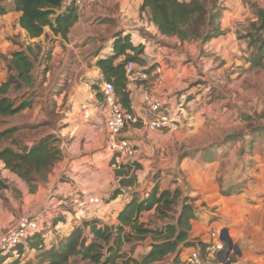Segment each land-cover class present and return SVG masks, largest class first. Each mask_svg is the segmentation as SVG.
Segmentation results:
<instances>
[{
    "label": "crops",
    "instance_id": "obj_1",
    "mask_svg": "<svg viewBox=\"0 0 264 264\" xmlns=\"http://www.w3.org/2000/svg\"><path fill=\"white\" fill-rule=\"evenodd\" d=\"M142 3L143 0H97L78 11V20L71 27L67 37L46 28L42 36L30 39L19 25L21 12L13 9L12 0H9V3L7 0L3 2L8 12L0 17L4 16L7 22L14 18L18 23L17 30L27 43L31 44L34 50L38 46L41 47L38 56L40 61L36 65L46 77L44 85L50 83L53 87V91L50 92L53 96L48 100L53 103L54 113L60 115L58 121L60 127L51 131L61 139L63 156L54 165L47 179L38 183L36 191L30 193L34 210L49 207L52 213L61 212L64 215L63 221L54 224L58 238L69 235L75 226L81 225L85 220H98L101 224L116 226L120 223L119 214L135 193L145 197L157 182L163 189L176 187L183 189L179 178L171 181L169 180L172 179L171 176H165L164 172L170 167H178L186 174L190 173L193 179L192 188L196 189L192 195H201L207 206L212 209L211 214L220 217V221L210 223L204 214L199 212L198 219L192 221L189 240L197 245L200 242L211 243L212 239L215 241L213 236L219 230V239L224 243L226 241L223 239L229 238L232 241L229 248L235 247L232 264H264L262 234L264 205H261V202L256 206L251 205L247 198L250 191L223 194L218 179L221 176L220 162L215 159L200 163L191 162L188 157L180 158V147L183 145L188 146L187 143L194 139L201 144L207 142L201 130L210 115L208 112L210 108L206 101L201 109L195 107V103L200 99L198 92L204 86L191 82L192 79L198 78L193 64L195 62L201 64L207 60L201 56L202 49L207 53H220L225 50L223 42L224 38H228V35H224L228 27L225 19L221 22L224 33L208 44L182 42L177 37L161 34L158 27L150 21L149 13L141 11ZM10 14L12 17H8ZM9 28L7 24L0 32V86L8 79L7 61L2 55L6 54L8 47L13 44L1 36L4 33L7 35ZM118 33L129 34L135 46L143 45V53L140 55L142 61L137 62L138 71L149 74V80L127 86L132 112L143 116L144 101L150 93L160 98H172L175 104L178 97L185 94L189 112L188 115L184 114L187 118L184 126L176 131H149L142 120L133 122L126 131L123 130L122 135L140 147L138 161L143 158L140 161L142 167H125L120 175L111 174L108 169L110 156L106 148L104 97L99 89L107 80L102 69L97 66L98 60L114 54V41ZM127 53L134 54V51L128 50ZM125 58L126 55L119 56L116 63L124 61ZM160 66L164 77L161 83L158 82L156 74V68ZM56 82L58 89L55 87ZM61 86L63 88H60ZM49 91L50 89H46L45 93ZM48 100L32 108L29 112L30 115L32 113L30 121L48 119L49 110L46 106L42 109ZM189 107L193 111H190ZM24 110L27 112L28 107ZM205 112L207 116L203 115ZM192 116L195 117L194 120H191ZM112 161L114 163L113 159ZM257 167L264 171L262 164H258ZM237 173L225 175L226 182L223 183H227L228 186L236 183L239 176ZM156 174L159 176L158 180L154 178ZM12 178L5 163L0 161V181L10 182ZM116 178L119 179V188L122 192L115 199L108 201L112 196L110 192L114 190L110 185ZM24 184L29 192V185L26 182ZM94 199H99L100 203L93 202ZM198 202L199 200L196 201V205L199 208ZM150 214L158 216L155 209L143 212L140 222L145 226L155 228L166 223L152 224L147 218ZM126 228L128 231L131 230L129 226ZM47 236L50 240L56 237L49 232ZM153 240V237L148 235L136 242L133 257L142 258L147 254L151 250ZM144 243L146 249L139 256L137 248ZM128 247L126 245L125 248ZM192 249L194 246L185 248L178 260H175L177 254L169 255L163 264H188L187 258Z\"/></svg>",
    "mask_w": 264,
    "mask_h": 264
},
{
    "label": "trees",
    "instance_id": "obj_2",
    "mask_svg": "<svg viewBox=\"0 0 264 264\" xmlns=\"http://www.w3.org/2000/svg\"><path fill=\"white\" fill-rule=\"evenodd\" d=\"M4 1L0 0V15L8 12L3 5ZM218 2L219 0H143L141 11L149 13L150 21L158 27L161 34L177 37L182 42L201 40L205 44L224 33L221 28L223 9L218 7ZM12 3L13 9L21 12L19 25L30 39L42 36L46 28L67 37L79 17L75 8L63 9V0H12ZM260 19H263L261 29H264L263 10L260 12ZM143 49L142 44L135 46L132 43L129 34L118 33L114 41V54L97 62L106 80L114 83L121 103L128 111L132 109L125 65L129 60L140 63ZM128 50L134 51V54H128ZM33 55L34 49L30 44L27 48L14 51L8 59L9 76L0 86V117L17 114L32 104L25 99L17 105L7 94L11 87L21 89L33 83ZM121 55H126V58L116 63V59ZM254 57L255 67H264V40L261 41ZM10 133L11 130L0 132V139L6 138ZM60 144L59 138L47 135L30 149L23 151L7 146L0 148V161L5 163L9 171L25 181L30 187V192L34 193L38 183L45 181L54 165L62 159ZM253 150L254 146L249 154H252ZM241 154L245 155V151L242 150ZM204 156H210L208 162L214 160L209 151H206ZM135 165L140 168V164ZM135 165L125 164L121 168H131ZM239 184L241 183L231 186L223 194L241 192L244 186ZM121 192L120 188L117 189L108 201L115 199ZM196 201V197L184 192L181 187L163 189L157 182L147 196L143 197L138 193L133 195L119 214L118 225L85 220L81 225L75 226L69 235L57 237L52 243L48 236L37 234L31 237L26 245L17 247L16 257L9 264H163L164 260L174 253L177 254L175 260H178L185 248L197 244L189 240L192 221L199 217ZM152 209L156 210L159 218L170 221L155 228L145 226L140 222V217L143 212ZM60 221H63V218H57L54 224ZM127 226L131 230L128 231ZM148 235L154 239L151 250L142 258L133 257L136 242ZM132 243L135 244L134 247L125 248ZM28 252L36 254L34 257L32 254L28 256ZM12 254L14 253L9 252L1 256L0 264L9 260Z\"/></svg>",
    "mask_w": 264,
    "mask_h": 264
},
{
    "label": "rangeland",
    "instance_id": "obj_3",
    "mask_svg": "<svg viewBox=\"0 0 264 264\" xmlns=\"http://www.w3.org/2000/svg\"><path fill=\"white\" fill-rule=\"evenodd\" d=\"M7 3H9V0H7ZM218 3V7L223 9L221 22L225 19V23L228 26L224 34L228 35V38H224L223 42V46H226V51H222L223 53H207L202 49L201 56H204L207 60L201 64H199L200 62L193 64L198 78L191 80L192 83H201L204 86L202 89L199 88L201 89L198 92L200 99L195 103V107L201 109L204 101H206L208 108H210L208 111L210 115H208L206 123L201 130V133L205 134L207 142L201 144L197 139H194L189 144L187 143L188 146L183 145L180 147V158L188 157L191 162L203 163L206 160L208 162L210 157L204 156L206 151L211 152L214 159L220 162L219 173L221 176L217 178L221 182V192H227L231 186L241 183L239 185L244 186V190L242 189L240 193L247 191L252 193L247 197L251 205L256 206L259 202L264 205V171L257 167L258 164L264 166V67H255L253 64L254 56L258 53V47L261 41L264 40V29H261L263 19H260V12L264 11V0H219ZM209 4L212 5V3ZM10 16L12 17V14L8 15V17ZM7 24L10 27L9 31L7 35H4V33L1 37L2 39L10 40L13 45L8 47L6 54L2 55V58L6 61H8L9 55L14 51L27 48L29 45L21 32L17 30L18 23L14 18L7 22L4 16H1L0 32L2 27L5 28ZM5 32L7 31L5 30ZM194 42L203 43L201 40ZM40 50L41 47L34 50L33 83L21 89H15L14 87L9 89L7 96L15 101L17 105L25 99L31 101L32 104L28 107L27 112L23 110L14 115L0 117V132L12 131L6 138L0 139V148L10 146L16 150L23 151L30 149L36 142L47 135L59 138L57 134L51 131V129L60 127L58 124L60 115L54 113L53 103L48 100L53 96L50 95L53 87H51L50 83L47 86L44 85L46 77L36 65L40 61L38 57ZM8 76L9 70L7 78ZM55 87L58 89L57 82ZM60 88L63 87L61 86ZM46 89H50L47 94L45 93ZM47 100L48 103L43 105L42 109H45L46 106L49 110L48 119L30 121L32 113L30 115L29 112H31L32 108L38 107L40 102L42 104L47 102ZM190 111H193V109L190 108ZM203 115L207 116L206 112ZM132 124L133 122L128 121L124 131ZM13 128L18 129L13 131ZM209 138L210 142L208 141ZM253 146L254 150L252 154H249ZM242 150L245 151V155L241 154ZM109 156L108 169L110 173L120 175L124 168L114 167L110 151ZM142 158L139 160L141 161ZM140 161H129L128 164H140V167H142ZM134 167L136 168V165ZM164 172L165 176H171L172 179H169L171 181L174 178H179L184 192L194 196L192 192L196 189L192 188L193 179L190 173L186 174L184 170H180L178 167H170L165 169ZM236 172L239 173L236 183L234 182L230 186L227 183H223V181L226 182V179H224L225 175L231 176ZM11 176L13 178L10 182H8L9 180L0 181V232L15 225L21 216L38 212L41 209L34 210V202L30 200L31 192L27 191L24 184L25 181L22 182V179L15 173L12 174L11 172ZM157 176L158 174L154 178ZM119 184L118 178L111 183L110 187L114 189L111 191L112 193L119 189ZM111 192L110 195H112ZM194 197L199 200V212L204 214L210 223L220 221L219 216L211 214L212 209L207 206V202L204 201L201 195ZM179 208L180 206H178ZM57 218L65 219L61 212H56L52 215L51 221L53 224ZM147 218L154 225L170 221V219L163 220L154 214L148 215ZM249 225L251 226V224ZM50 231H52L50 232L51 235L58 236L54 226H52ZM217 231L219 232V230ZM218 232L216 236H213L215 241L212 239L211 243L200 242L198 245L195 244L194 248L200 247L205 252L208 246H216L220 241ZM263 232L264 230L262 231L264 235ZM56 237L54 240L57 239ZM54 240H51V243ZM128 246L130 249L135 244L132 243ZM137 249L140 256L145 251L146 244H140ZM235 252V247L230 249L229 244L224 242V249L217 251L215 254L214 264H232ZM29 254L34 257L36 253H26L28 256ZM15 257L16 255L12 254L9 260L3 264H9Z\"/></svg>",
    "mask_w": 264,
    "mask_h": 264
},
{
    "label": "built area",
    "instance_id": "obj_4",
    "mask_svg": "<svg viewBox=\"0 0 264 264\" xmlns=\"http://www.w3.org/2000/svg\"><path fill=\"white\" fill-rule=\"evenodd\" d=\"M96 1L63 0V9L73 7L78 12ZM125 70L127 86L131 83L149 80L147 72L138 71L137 62L127 61ZM156 74L158 82L161 83L164 79L161 66L156 68ZM99 89L104 97L103 112L107 129L106 148L112 153L113 166L116 168H121L122 165L129 161H138V156L140 155V147L133 140L122 135L128 121L138 122L142 120L149 131H176L184 126L187 120L184 114H189L187 110V95L185 94L180 95L178 100H176L177 104H175L172 98H160L154 93H150L144 101L143 116H138L122 105L113 82L105 81ZM194 119L195 117L192 116L191 120ZM92 201L100 203L99 199ZM52 215L54 213L51 212L49 207H43L38 212L21 216L15 225L0 232V257L9 252L16 254L19 245H26L28 240L37 234H43L47 237L53 225L51 221ZM223 249L224 243L221 240L216 246H208L205 252L194 248L189 253L187 263L214 264L215 254Z\"/></svg>",
    "mask_w": 264,
    "mask_h": 264
},
{
    "label": "water",
    "instance_id": "obj_5",
    "mask_svg": "<svg viewBox=\"0 0 264 264\" xmlns=\"http://www.w3.org/2000/svg\"><path fill=\"white\" fill-rule=\"evenodd\" d=\"M223 240L226 241L229 245L232 244V241L229 238H224Z\"/></svg>",
    "mask_w": 264,
    "mask_h": 264
}]
</instances>
